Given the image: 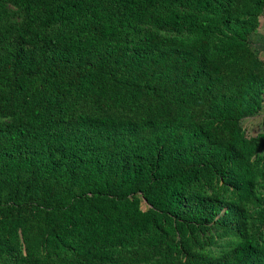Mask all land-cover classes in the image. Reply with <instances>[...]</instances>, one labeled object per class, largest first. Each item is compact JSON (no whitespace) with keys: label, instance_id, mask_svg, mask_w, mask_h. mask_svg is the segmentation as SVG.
<instances>
[{"label":"trees","instance_id":"1","mask_svg":"<svg viewBox=\"0 0 264 264\" xmlns=\"http://www.w3.org/2000/svg\"><path fill=\"white\" fill-rule=\"evenodd\" d=\"M0 3L22 15L0 36V264H264V159L240 125L262 107L264 0ZM248 201L258 236L192 250Z\"/></svg>","mask_w":264,"mask_h":264},{"label":"rangeland","instance_id":"2","mask_svg":"<svg viewBox=\"0 0 264 264\" xmlns=\"http://www.w3.org/2000/svg\"><path fill=\"white\" fill-rule=\"evenodd\" d=\"M22 22V15L19 13L14 7L0 3V36L4 34L5 30L8 27H17ZM51 28L47 30L50 32ZM163 34V32H159ZM6 38L5 42H8L13 36V33H5ZM175 36L176 34H167ZM248 44L254 54L264 63V30L261 28L259 31V27L257 31L249 35ZM79 111L83 112L86 109V105L79 103L78 105ZM110 112V111H109ZM114 113H120L125 115H133L136 110L132 106H125L120 108L119 110H111ZM206 109L198 110V120H202L206 114ZM241 127L247 137H254L256 135L260 136L258 139V147H259V156L264 159V94L262 96V108L260 112L251 117L245 118L240 122ZM253 163V161L251 162ZM264 161L260 159L255 165L258 171H262L264 173ZM263 168V169H262ZM197 190H201L204 195H215L218 199L222 200L223 203H231L235 200L234 194L225 188H221L219 186L214 187L213 189H208L202 182L193 183L188 187V192H194ZM254 194L256 197L260 198V203L264 202V177L257 176L256 185L254 187ZM255 202H245L242 203V207L245 212V222L239 228V231H233L232 234L225 235L223 230L218 227L211 228L204 232L203 239L206 243L203 245L201 250L198 248H193V251H200L202 253H209L212 255H222L231 250V245L233 242L238 240L236 236L238 234H244L247 236H258L260 232L256 230L257 226V215L255 210ZM236 233V234H234ZM261 238L264 240V229L261 231ZM147 256L151 257L152 261H154L157 256L154 255L151 251L145 250Z\"/></svg>","mask_w":264,"mask_h":264},{"label":"crops","instance_id":"3","mask_svg":"<svg viewBox=\"0 0 264 264\" xmlns=\"http://www.w3.org/2000/svg\"><path fill=\"white\" fill-rule=\"evenodd\" d=\"M258 27H259V31H260L261 28L264 30V11H263L262 15H260L258 17ZM259 112H260V110H259Z\"/></svg>","mask_w":264,"mask_h":264}]
</instances>
